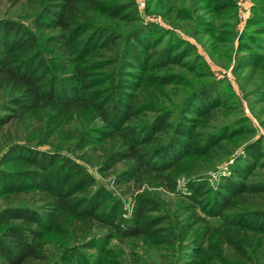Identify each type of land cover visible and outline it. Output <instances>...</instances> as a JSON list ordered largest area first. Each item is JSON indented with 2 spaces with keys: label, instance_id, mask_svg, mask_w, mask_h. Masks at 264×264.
<instances>
[{
  "label": "trees",
  "instance_id": "1",
  "mask_svg": "<svg viewBox=\"0 0 264 264\" xmlns=\"http://www.w3.org/2000/svg\"><path fill=\"white\" fill-rule=\"evenodd\" d=\"M252 2L235 72H264V0ZM174 65L205 78L178 103L168 87L185 76L162 72ZM229 94L193 43L141 23L134 0H38L30 24L0 18V200L28 195L0 205V264H122L108 245L124 238L185 264H264V137L234 140L253 132L247 116L210 124ZM107 174L141 190L130 210Z\"/></svg>",
  "mask_w": 264,
  "mask_h": 264
},
{
  "label": "rangeland",
  "instance_id": "2",
  "mask_svg": "<svg viewBox=\"0 0 264 264\" xmlns=\"http://www.w3.org/2000/svg\"><path fill=\"white\" fill-rule=\"evenodd\" d=\"M156 1L134 0L140 22L145 25L148 23L158 25L193 43L196 47V52L203 57L208 68L212 71V75L216 79L226 80L231 85L233 95L229 94V97L224 101L225 103L223 102L219 110L213 114L210 124L221 125L242 116H247L250 119L253 132L238 135L234 140L242 144L250 138L253 139V136L254 138L264 137V94L261 90H258L264 80V72L263 70H250L247 67H242L236 72L233 70L238 39L245 30L247 21V19L243 20L238 16L239 7L237 0H233L234 10L230 16L226 17L212 14L204 6L203 0L162 1L158 2V4ZM248 4L247 11H249V16L253 4L252 0H249ZM37 7L38 0H0V18H14L30 24ZM228 13L230 14V11ZM222 14H227V11ZM199 21H203L204 24H211L210 29L204 31V27L198 24ZM229 24H231L230 27ZM195 30L200 33L198 38L191 36V33ZM232 30L235 32L234 35L230 34ZM186 58H191V55ZM162 72L185 76V85L168 87V90H171L170 96L171 92L175 90V94L172 95L175 103L182 101L190 89L187 86L189 84L187 83L188 80H192L194 84H199L205 79L195 77V73L188 72L182 65H174L169 69L162 70ZM15 126L12 125L10 128L13 129ZM261 172L264 173V169ZM97 178L110 186L124 201L126 209L130 210L129 200L132 192L137 193L141 190L136 191L135 186L132 184H124L120 187L115 186L113 189L110 185L112 178L110 174L97 175ZM182 181L183 177L180 178L179 184H182ZM210 182L213 183V180ZM152 191H157L170 206L175 205L173 202L175 199L172 194L165 192L161 188H156ZM27 197L28 195H21L14 198L11 197L7 201L0 200V205L17 203L20 198L24 199ZM187 244L188 242L185 243V246ZM108 246L113 250L112 254L118 255L117 260H123L120 261L122 264L131 263L132 253L139 254L148 264H185L186 260L190 258L182 252H172L171 249L167 248V245L150 246L142 238L131 240L127 238L122 240L113 239ZM180 256L184 257V259H180ZM113 262H116V260Z\"/></svg>",
  "mask_w": 264,
  "mask_h": 264
},
{
  "label": "built area",
  "instance_id": "3",
  "mask_svg": "<svg viewBox=\"0 0 264 264\" xmlns=\"http://www.w3.org/2000/svg\"><path fill=\"white\" fill-rule=\"evenodd\" d=\"M249 0H237V5L239 7L238 16L239 18L245 20L248 17L249 11H247L249 4Z\"/></svg>",
  "mask_w": 264,
  "mask_h": 264
}]
</instances>
